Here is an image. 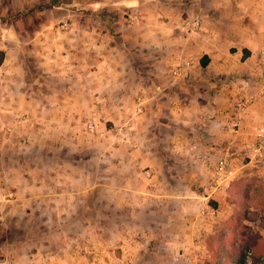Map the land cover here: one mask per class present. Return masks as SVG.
Here are the masks:
<instances>
[{
	"label": "crops",
	"instance_id": "0c3cea01",
	"mask_svg": "<svg viewBox=\"0 0 264 264\" xmlns=\"http://www.w3.org/2000/svg\"><path fill=\"white\" fill-rule=\"evenodd\" d=\"M263 52L264 0H0V256L218 264L233 230L264 264ZM224 159L237 179L213 189Z\"/></svg>",
	"mask_w": 264,
	"mask_h": 264
},
{
	"label": "built area",
	"instance_id": "2783aa9c",
	"mask_svg": "<svg viewBox=\"0 0 264 264\" xmlns=\"http://www.w3.org/2000/svg\"><path fill=\"white\" fill-rule=\"evenodd\" d=\"M143 12L141 10H134L129 15L130 23H139L142 18ZM63 26L65 29L70 28L69 22H64ZM202 28V20L200 18L188 19L184 22V29L186 31L192 32L200 30ZM261 64L264 71V52L261 56ZM188 66V65H187ZM186 68H179L174 71L175 76L182 74V71ZM260 96L264 103V74L262 80V86L260 88ZM247 106V102H241L238 105V109L243 111ZM264 117V116H263ZM239 127L238 120H235L230 124V129L237 130ZM90 130H94L95 126L93 124L89 125ZM250 162L254 163L264 172V121L256 128L255 142L251 147V156L249 157ZM237 179L236 171L231 167V162L229 159H224L219 162L215 168L213 178L211 179L210 186L213 189L222 188L223 186L229 187V185ZM216 215V210L210 207L209 203L201 210V216L204 218V222L207 221L211 216ZM248 258L252 256V251L247 252ZM0 264H16V260L9 256H0Z\"/></svg>",
	"mask_w": 264,
	"mask_h": 264
},
{
	"label": "trees",
	"instance_id": "16d2710c",
	"mask_svg": "<svg viewBox=\"0 0 264 264\" xmlns=\"http://www.w3.org/2000/svg\"><path fill=\"white\" fill-rule=\"evenodd\" d=\"M236 190H238L239 201L243 204H246L250 199L249 190L247 182H238L236 186ZM245 219L243 212H240L235 218V229L241 230L242 221ZM235 232L230 233V235L220 234L217 237V243H210V249L214 251L216 254L220 255L222 258L218 264H246V256L248 250V246L245 244L239 243L234 235ZM224 259V260H223ZM253 264H260V257L255 256V260Z\"/></svg>",
	"mask_w": 264,
	"mask_h": 264
},
{
	"label": "rangeland",
	"instance_id": "374dc122",
	"mask_svg": "<svg viewBox=\"0 0 264 264\" xmlns=\"http://www.w3.org/2000/svg\"><path fill=\"white\" fill-rule=\"evenodd\" d=\"M253 184V187L251 188L252 189V196L254 198V201L256 200L255 203H258V204H262L263 203V200H264V195L262 193V189L260 187V184L258 182H254L252 183ZM246 231V229L244 230ZM252 238H255L256 240H258V242H260V246H263L264 247V241L263 239L261 238V241L260 240V237L257 236V235H252L251 236ZM248 247H250V243L249 244H246ZM253 245V244H251Z\"/></svg>",
	"mask_w": 264,
	"mask_h": 264
}]
</instances>
